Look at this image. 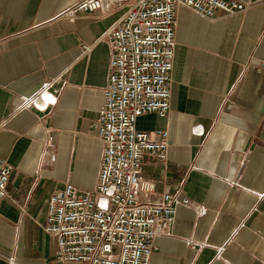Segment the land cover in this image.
<instances>
[{"label": "crops", "instance_id": "0c3cea01", "mask_svg": "<svg viewBox=\"0 0 264 264\" xmlns=\"http://www.w3.org/2000/svg\"><path fill=\"white\" fill-rule=\"evenodd\" d=\"M238 1L249 8L212 20L178 8L170 111L137 119L169 140L165 160L143 161L148 201L189 200L149 264H264V0ZM75 2L0 0V158L12 167L0 264H55L57 239L42 228L50 196L97 183L107 32L127 7L62 17Z\"/></svg>", "mask_w": 264, "mask_h": 264}, {"label": "built area", "instance_id": "2783aa9c", "mask_svg": "<svg viewBox=\"0 0 264 264\" xmlns=\"http://www.w3.org/2000/svg\"><path fill=\"white\" fill-rule=\"evenodd\" d=\"M117 4L127 10L107 32L112 58L94 121L103 143L100 171L93 190L67 184L49 198L42 228L57 239L55 264L150 263L155 239L170 235L178 206L189 205L171 194L148 201L155 183L141 176L143 161L166 159L168 133L136 127L145 114L170 111L178 8L208 20L217 11L234 15L249 8L238 0H76L61 16L73 20ZM11 171L0 158V204Z\"/></svg>", "mask_w": 264, "mask_h": 264}]
</instances>
